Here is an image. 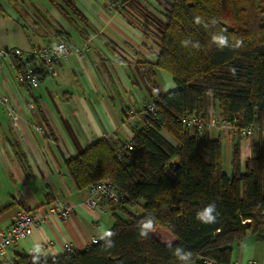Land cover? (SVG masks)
<instances>
[{
    "label": "trees",
    "instance_id": "16d2710c",
    "mask_svg": "<svg viewBox=\"0 0 264 264\" xmlns=\"http://www.w3.org/2000/svg\"><path fill=\"white\" fill-rule=\"evenodd\" d=\"M117 2L119 9L140 12L152 29L158 53L147 70L167 72L175 86L166 92L153 86L155 110L136 121L127 143L114 146L100 139L64 160L78 189L108 180L121 195L107 231L114 235L106 232L84 249L56 256L18 252L12 264H235L233 250L247 235L264 241V135L256 132V151L243 159L237 131L227 174L221 139L181 120L206 119L211 100L217 105L214 115L234 128L264 125V0H154L158 16L143 14L137 0ZM222 35L230 47H219ZM35 63L29 62L39 80L44 67ZM213 203L216 222L201 223L197 213ZM136 205L139 215L130 211ZM150 221L148 236L142 237L140 229ZM157 227L174 236L171 247L151 233ZM110 241L113 246L106 247ZM176 246L190 251L191 258L173 255Z\"/></svg>",
    "mask_w": 264,
    "mask_h": 264
},
{
    "label": "crops",
    "instance_id": "0c3cea01",
    "mask_svg": "<svg viewBox=\"0 0 264 264\" xmlns=\"http://www.w3.org/2000/svg\"><path fill=\"white\" fill-rule=\"evenodd\" d=\"M137 2L143 14L158 16L154 0ZM148 28L140 12L127 6L110 12L103 0H0V44L6 49L26 51L58 41L89 45L82 57L70 54L50 71L44 68L37 87L17 81L20 69L17 63L11 67L10 57L0 69V98H7L9 109L0 100V232L21 209L43 216L30 236L7 250L8 258L29 250L56 256L64 245L81 250L111 228L118 210L89 209L87 189L75 186L64 160L100 139L114 146L127 143L133 127L126 109L140 111L152 100L153 86L161 92L174 88L167 72L154 66L149 72L145 66L158 53ZM216 112L210 100L208 115ZM209 134L221 139L222 160L229 162L226 134L217 129ZM57 201L73 207L64 222L45 215L47 206ZM249 261L264 264V241L251 235L233 250L235 264Z\"/></svg>",
    "mask_w": 264,
    "mask_h": 264
},
{
    "label": "built area",
    "instance_id": "2783aa9c",
    "mask_svg": "<svg viewBox=\"0 0 264 264\" xmlns=\"http://www.w3.org/2000/svg\"><path fill=\"white\" fill-rule=\"evenodd\" d=\"M103 1L110 12L118 11L120 8L117 0ZM88 50V42H83L80 45H70L64 41H58L55 44L31 48L26 51L19 48L6 49L0 44V69L3 66L4 59L10 57L13 59L11 67H15L16 63L22 65L17 75V81L21 84H27L30 87H37L38 80L35 77L33 68L29 64L31 60L42 64L47 71H50L55 63L67 58L70 54L82 57ZM0 100L8 109L7 98L1 97ZM154 110L155 107L152 101L146 103L138 112L129 108L126 111V120L132 126H135L137 120H142L143 116L152 114ZM181 122L188 128L195 129L198 133L204 130L211 132L215 129L220 131L235 129L236 131L239 130L241 136H251L259 131L264 135V125L261 128L241 127V129H238L236 127L234 128L232 121L226 118H220L217 115H209L206 119L199 116H190L183 118ZM35 129L41 132L40 127H35ZM125 147L130 149L131 145L128 143ZM120 200L121 195L111 186L108 180H99L88 187L85 204L91 210L106 213ZM72 212L73 207L57 201L47 206L45 215H56L64 222L69 218ZM42 217L43 216H35L29 209H21L18 211L14 222L7 229L0 232V260H2V264H12L14 258L7 257V250L19 240L30 236L33 228L40 224L43 219ZM97 241L98 239L92 238L90 244L96 243ZM42 248H45V244ZM63 249L64 251H71L73 247L71 245H64ZM26 254L36 255V252L29 250ZM204 263L214 264L212 261L208 260H204ZM248 264H253V262L249 261Z\"/></svg>",
    "mask_w": 264,
    "mask_h": 264
},
{
    "label": "rangeland",
    "instance_id": "374dc122",
    "mask_svg": "<svg viewBox=\"0 0 264 264\" xmlns=\"http://www.w3.org/2000/svg\"><path fill=\"white\" fill-rule=\"evenodd\" d=\"M155 16H156V13H155ZM260 18L264 20V14L260 15ZM223 134L227 135L228 138L226 137V135H223V138L228 139L229 140L228 142L231 145L238 137V133L235 129L224 130ZM259 139L260 138L256 133L251 136H241L240 137L241 146H242V152H241L242 158L245 157L246 155H251V154L253 155L255 153ZM263 144H264V141H263ZM222 166H223V170L228 174L230 172L228 160H222ZM132 212L133 214L139 215L141 213V208L139 207V205L134 206L132 208ZM151 233L155 237L160 238V240L164 243L173 242L175 240L174 236L170 232L160 227L154 228L151 231Z\"/></svg>",
    "mask_w": 264,
    "mask_h": 264
},
{
    "label": "clouds",
    "instance_id": "9594fccd",
    "mask_svg": "<svg viewBox=\"0 0 264 264\" xmlns=\"http://www.w3.org/2000/svg\"><path fill=\"white\" fill-rule=\"evenodd\" d=\"M196 23H201V20L199 17L196 18ZM218 45L221 49L225 48V47H230L229 43H228V37L225 35H222L219 40H218ZM230 71L233 73V75L235 74V69H230ZM215 213V214H214ZM217 209H216V205L213 204H209L207 207L204 208L203 211H200L197 213V219L204 224H212L215 223L217 220ZM153 222L150 221L148 224L144 225V227L142 229H140V235L142 237H147L148 236V232L150 231V225ZM108 237H112L114 235V233L112 232H107L105 234ZM113 246V242L110 241L106 247H112ZM168 246L171 247V242H168ZM173 255L177 256L179 259L183 260V261H187L191 258L192 253L190 251H186L183 247L181 246H176L173 249Z\"/></svg>",
    "mask_w": 264,
    "mask_h": 264
},
{
    "label": "water",
    "instance_id": "95a60500",
    "mask_svg": "<svg viewBox=\"0 0 264 264\" xmlns=\"http://www.w3.org/2000/svg\"><path fill=\"white\" fill-rule=\"evenodd\" d=\"M174 162H170L169 165H172Z\"/></svg>",
    "mask_w": 264,
    "mask_h": 264
}]
</instances>
